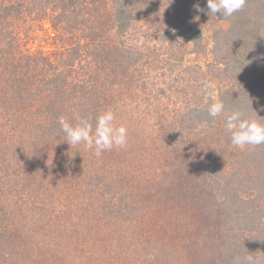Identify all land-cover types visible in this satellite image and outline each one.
<instances>
[{"label":"trees","instance_id":"obj_1","mask_svg":"<svg viewBox=\"0 0 264 264\" xmlns=\"http://www.w3.org/2000/svg\"><path fill=\"white\" fill-rule=\"evenodd\" d=\"M207 13V0H0V109L15 137L30 142L37 214L29 238L15 214L0 205V264H246L249 255L256 264L264 257V213L258 208L264 199V145L235 147L225 129L233 110L264 123V0H245L229 17ZM152 16L161 22L164 39L170 36L166 59L183 51L184 42L193 54L208 56L207 80L218 83L225 111L213 120L208 100L179 114V128L195 141L190 147L162 145L167 154L154 156L151 164L165 171L158 177L154 169L148 173L150 165L137 181L121 169L145 150L143 137L129 134L126 147L97 157L83 143L69 145L58 118L75 124L91 116L95 126V117L111 110L116 126L127 124L117 111L133 90L134 73L159 61L125 40L135 22ZM44 23L51 30V51L25 47ZM202 27L211 30L210 46ZM71 155L77 162L95 161L84 171L70 164ZM67 178L76 179L71 189L78 195L63 207L56 179ZM135 185L160 199L162 217L173 226L169 238L139 234L144 211L125 191ZM116 232L130 233L120 249L111 245ZM56 236L64 242L60 250L51 244L58 253L38 252ZM87 236L93 242L85 249ZM96 243H103L102 251Z\"/></svg>","mask_w":264,"mask_h":264},{"label":"rangeland","instance_id":"obj_2","mask_svg":"<svg viewBox=\"0 0 264 264\" xmlns=\"http://www.w3.org/2000/svg\"><path fill=\"white\" fill-rule=\"evenodd\" d=\"M161 25L159 19H153V16L148 18V20L137 21L125 40L128 46L141 49L149 57H153L159 61V63L149 64L145 69L134 73L133 90L128 92V97L123 100V106L117 111L120 117L125 118L123 120L127 124L124 125L122 121L120 124L129 131V133L127 132V136L132 134L135 137L139 134V137H143L144 139L142 145L147 148V150L145 148L143 151L144 147L141 146V151L143 152L137 151L139 155L135 159L130 158L131 166L128 167L126 165L121 169L122 173L129 174L137 181L145 175V171L147 172V168L150 165L152 170L148 171V173L152 172L154 167L157 166V163L151 164L154 156L158 155L162 159L167 154L166 150L161 148L162 145L165 146V143H173L176 146H186V143H189L188 147H190L191 143L195 141V137L179 128L177 122L179 114L186 112L189 108L201 107L208 100L214 102L218 96V83L207 80L209 77L208 74L206 76V73H208V56L193 54L190 44L184 42L183 51L181 50L178 53L179 50L175 48L171 49L173 53H178L176 54L177 56H173L171 59L165 58L166 51L170 54V36L168 40L164 39L165 33L162 32ZM36 29L39 31L37 36L31 38L25 47L31 50L41 49L49 53L52 49V41L48 38V34L51 32L49 24H38ZM201 30L205 43L210 46V28L202 27ZM185 69L202 73L205 78L202 75L197 77V74L185 76L183 74L186 73ZM0 76H2L1 71ZM184 79L189 82L185 83ZM1 89L2 87H0V91ZM132 116L134 122L129 121V118H132ZM11 128L13 126L11 127L6 124L5 117L0 109V205H3L6 211L15 214L16 223L20 228H24L28 233L27 237L31 238L35 236L34 232L30 230L33 229L32 227H35L34 223L37 219V214L34 213V207L32 206L35 196V190H33L35 189V184L33 182L34 178L31 176L33 175L34 167L31 166L30 142L22 137L19 140L15 137V131ZM180 132L181 134H179ZM128 138H131V136H128ZM70 148L74 149L73 147H67L63 151L69 152L67 149ZM58 151L62 152L61 150ZM84 151L85 153L89 152L83 149V153ZM102 154L104 155V153ZM107 154L105 152V155ZM85 155L87 156V154H84V158H86ZM71 157L70 164L76 163L77 160L74 156L71 155ZM87 159L77 162L84 171H87L88 166L91 167L95 161V158ZM42 168L44 169V173H47L45 176H48L46 166L44 165ZM154 170L158 177L165 171L164 168H156ZM50 174L52 176V172ZM56 181L60 182L62 186L64 193L62 205L66 207L65 205L69 204L67 200L70 197L78 195L72 192L73 190L71 189L76 187V179H56ZM125 191L134 195L138 205L140 204L144 211L142 216L144 220L141 221V229L139 230L142 233H138L149 236L150 234L155 235L158 232H162L165 239L169 238L170 234H172L173 226L171 222L162 217L160 199L154 196L150 198L149 194L152 191H145L143 186H128ZM48 207L49 205L43 207L44 214H46ZM55 208H58V206H55ZM258 208L264 213V199L260 201ZM261 221L264 223V216ZM113 232H115V229ZM113 236L111 241L112 247L120 249L121 246H124L122 241L130 237V233L116 232ZM83 239L85 240V243H83L84 248H92V238L87 236V238L83 237ZM102 242H106L105 237H102ZM44 243L39 246L38 252L40 251L42 255L48 257L50 252L53 254L58 253L57 250L62 248L64 242L57 237L56 239L48 238V241ZM51 244L56 246L57 250ZM102 244L96 243L100 249ZM98 248H94V250ZM63 249L64 251L67 249L70 254L74 248H66L65 246ZM75 251L79 253V249H75ZM121 260L119 259V261ZM31 261L26 260L23 262L20 260L18 264H32ZM256 264H264V257L257 259Z\"/></svg>","mask_w":264,"mask_h":264},{"label":"clouds","instance_id":"obj_3","mask_svg":"<svg viewBox=\"0 0 264 264\" xmlns=\"http://www.w3.org/2000/svg\"><path fill=\"white\" fill-rule=\"evenodd\" d=\"M244 4L245 0H207V9L213 16L219 14V16L229 17L241 10ZM194 7L198 12L202 11L199 5ZM224 111L225 106L219 99L207 105L208 116L213 120ZM115 119V114L111 110H105L97 115L95 126L91 122V116L80 117L75 124L63 116L58 118L60 130L64 133L66 142L69 145L83 143L85 148L92 150L97 157L105 151L124 148L127 145V129L123 125L116 126ZM225 129L229 133L231 145L235 147L264 145V123L246 118L242 110H233L230 115H227ZM245 259L246 264H254L251 255Z\"/></svg>","mask_w":264,"mask_h":264}]
</instances>
